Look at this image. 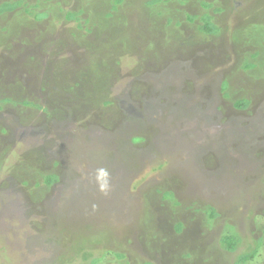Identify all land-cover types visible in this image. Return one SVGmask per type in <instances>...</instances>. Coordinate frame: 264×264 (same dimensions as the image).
Returning a JSON list of instances; mask_svg holds the SVG:
<instances>
[{
  "label": "rangeland",
  "instance_id": "374dc122",
  "mask_svg": "<svg viewBox=\"0 0 264 264\" xmlns=\"http://www.w3.org/2000/svg\"><path fill=\"white\" fill-rule=\"evenodd\" d=\"M25 1L50 10L0 17V264H264V0H205L218 37L201 0H128L104 44L64 19L87 0Z\"/></svg>",
  "mask_w": 264,
  "mask_h": 264
},
{
  "label": "trees",
  "instance_id": "16d2710c",
  "mask_svg": "<svg viewBox=\"0 0 264 264\" xmlns=\"http://www.w3.org/2000/svg\"><path fill=\"white\" fill-rule=\"evenodd\" d=\"M45 1L47 2V0ZM87 1H88V6L85 7V10L79 9V8L75 10L70 9L67 12L63 13L64 19L68 23L72 22L76 24L78 31H82L85 29V32H88L89 35L93 33L91 30V26L97 23H102V22L105 23V27L101 26V28L96 32L97 38L103 39L101 41L104 44V42L108 40L110 36H115L116 32H119V30L115 29L116 27L114 26H117L118 24H120V22L123 21L124 19H121L119 16H117L116 11L121 5L125 3L129 4V1L128 0H87ZM170 1L171 0H132L131 2L133 3H130V4H134V5L130 6L129 9L138 7V8L132 9V11H135V10L141 11V9H143L145 13H147L146 11L148 9H151V10H154L155 15L160 17L161 15H163L165 11L164 5L170 3ZM200 2H201V8L204 11L196 15H193L192 13H187L186 23H188L190 27L194 25L196 29L198 30V32L203 35L218 37L221 34L222 29L219 26V24H217L215 20V16L209 13V10H212L214 8L213 3L206 2L205 0H201ZM91 4H93V6L96 9H99L96 13L91 12L89 10L91 9L90 8ZM28 6H31V5H29V3L25 0H18V1L12 0V2H4L0 4V17H3L7 14H11L12 12L13 14L17 15L18 10L24 8L23 9L24 14H26L27 16H31L32 19L35 20L36 22H42L47 18L48 16L47 12L50 10L48 9L50 8V6L46 7L48 11L43 10L45 3H42V4L39 3V5H34L32 8H27ZM102 8H106L107 10L105 14L103 15L101 14ZM161 8L163 9V13L159 12ZM213 10H214V14H221L223 12V9L221 7H216ZM19 11H22V10H19ZM84 16H87V17H84ZM171 23H172V20L169 19L168 20L169 26L171 25ZM181 25H182V22H177L172 26H175L176 28H180ZM103 33H104V36H103ZM252 57H256V55H253ZM253 67H255L254 64L247 63L245 65V68L248 70L252 69ZM95 72L96 71H94V66L93 67L91 66L90 70L88 71V73H86V75L87 77L90 78L92 77L91 74L94 75ZM60 74L62 75V73L59 72L58 75ZM98 79L99 78H97V80ZM104 85L105 83H104V78H103L101 79V82L98 83V86H104ZM223 90L225 93L229 90V86L227 82L223 84ZM226 97L229 98L228 92L226 93ZM8 100L9 99H6L5 101L8 102ZM234 106L238 110H242V111L247 110L251 106V100L248 98H240L234 103ZM139 140L141 139H137L136 141H139ZM59 180L60 178L54 174V175H48L45 182L47 185H52V184L57 183ZM210 211H211L210 217L212 220H214L218 216L216 213V210L212 209ZM241 242H242V239L240 235L233 227H231V230L228 231L226 234H224L220 239V245L222 249H224L229 254H232L233 252H235L240 246ZM257 245H258L257 249L253 250L250 253H247V254H244L238 257L236 264H247L251 262L258 253V249L261 245V241ZM119 258L123 259L124 256L119 255ZM99 261L100 259H95L92 262V264H97Z\"/></svg>",
  "mask_w": 264,
  "mask_h": 264
}]
</instances>
